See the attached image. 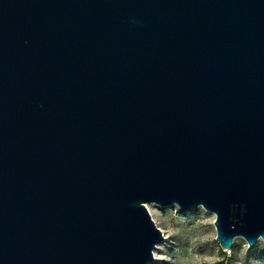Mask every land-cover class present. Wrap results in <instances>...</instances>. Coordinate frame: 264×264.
Wrapping results in <instances>:
<instances>
[{
	"label": "water",
	"instance_id": "1",
	"mask_svg": "<svg viewBox=\"0 0 264 264\" xmlns=\"http://www.w3.org/2000/svg\"><path fill=\"white\" fill-rule=\"evenodd\" d=\"M149 202L264 241V0H0V264H149Z\"/></svg>",
	"mask_w": 264,
	"mask_h": 264
},
{
	"label": "rangeland",
	"instance_id": "2",
	"mask_svg": "<svg viewBox=\"0 0 264 264\" xmlns=\"http://www.w3.org/2000/svg\"><path fill=\"white\" fill-rule=\"evenodd\" d=\"M147 207L164 235L149 264H264L262 239L249 247L238 236L231 248H222L216 239V215L203 206L182 210L177 204L149 202Z\"/></svg>",
	"mask_w": 264,
	"mask_h": 264
},
{
	"label": "bare ground",
	"instance_id": "3",
	"mask_svg": "<svg viewBox=\"0 0 264 264\" xmlns=\"http://www.w3.org/2000/svg\"><path fill=\"white\" fill-rule=\"evenodd\" d=\"M147 208H148L149 212L152 214L151 209L149 207H147ZM235 240H236V238H235ZM235 240H234V242H235Z\"/></svg>",
	"mask_w": 264,
	"mask_h": 264
}]
</instances>
